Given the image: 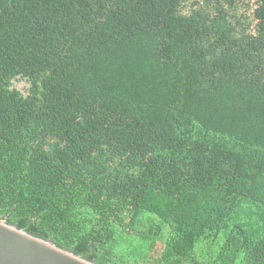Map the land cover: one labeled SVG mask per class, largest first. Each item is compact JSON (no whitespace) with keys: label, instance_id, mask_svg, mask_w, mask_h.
Here are the masks:
<instances>
[{"label":"trees","instance_id":"16d2710c","mask_svg":"<svg viewBox=\"0 0 264 264\" xmlns=\"http://www.w3.org/2000/svg\"><path fill=\"white\" fill-rule=\"evenodd\" d=\"M0 220L96 264H264V0H0Z\"/></svg>","mask_w":264,"mask_h":264},{"label":"water","instance_id":"95a60500","mask_svg":"<svg viewBox=\"0 0 264 264\" xmlns=\"http://www.w3.org/2000/svg\"><path fill=\"white\" fill-rule=\"evenodd\" d=\"M0 264H96L0 220Z\"/></svg>","mask_w":264,"mask_h":264},{"label":"rangeland","instance_id":"374dc122","mask_svg":"<svg viewBox=\"0 0 264 264\" xmlns=\"http://www.w3.org/2000/svg\"><path fill=\"white\" fill-rule=\"evenodd\" d=\"M12 87L18 90L21 94L26 95L29 84L21 78H17L13 81Z\"/></svg>","mask_w":264,"mask_h":264}]
</instances>
